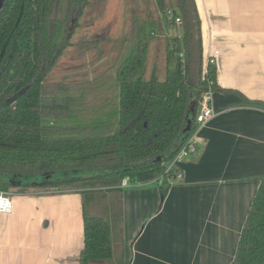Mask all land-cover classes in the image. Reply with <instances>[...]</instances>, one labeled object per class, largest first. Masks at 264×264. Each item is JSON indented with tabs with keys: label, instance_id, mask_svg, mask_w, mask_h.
Segmentation results:
<instances>
[{
	"label": "trees",
	"instance_id": "16d2710c",
	"mask_svg": "<svg viewBox=\"0 0 264 264\" xmlns=\"http://www.w3.org/2000/svg\"><path fill=\"white\" fill-rule=\"evenodd\" d=\"M156 2L179 34L165 40L163 80L156 68L144 79L153 33L135 17L132 38L124 42L112 68L86 82L47 83L89 1L0 0V190L31 188L28 180L13 174H43V185L81 191L83 199L82 190L116 187L142 170H152L168 182L166 165L195 129L202 94L218 87L215 65L203 69L195 1L176 0L175 11H168L171 20L164 1ZM84 169L92 174L67 176ZM83 229L79 264L109 260L108 222L84 210ZM230 264H264V182L255 193Z\"/></svg>",
	"mask_w": 264,
	"mask_h": 264
},
{
	"label": "crops",
	"instance_id": "0c3cea01",
	"mask_svg": "<svg viewBox=\"0 0 264 264\" xmlns=\"http://www.w3.org/2000/svg\"><path fill=\"white\" fill-rule=\"evenodd\" d=\"M194 1L203 69L208 54L218 52L215 117L198 132L197 154L179 164L180 180L164 183L160 174L142 170L125 188L88 190L100 192L89 195L88 207L108 222L112 247L109 260L89 264L234 259L264 182V105L258 104H264V0ZM10 192L12 211L0 214V264H79L87 209L81 191Z\"/></svg>",
	"mask_w": 264,
	"mask_h": 264
},
{
	"label": "rangeland",
	"instance_id": "374dc122",
	"mask_svg": "<svg viewBox=\"0 0 264 264\" xmlns=\"http://www.w3.org/2000/svg\"><path fill=\"white\" fill-rule=\"evenodd\" d=\"M88 1V6L84 9L70 40V46L64 50L50 70L45 82H86L112 68L121 54L124 42L132 38L135 17L146 22L153 33L148 42L147 71L144 79L148 80L153 68H156L158 79L163 80L166 75L165 40L179 34L175 25H168L166 14L161 12L156 0ZM163 1L166 12L175 11L176 0ZM67 73L71 80L64 77ZM43 93L50 94L47 91ZM91 174V170L84 169L70 171L67 176L75 179L88 177ZM11 177L21 181L25 180V182L28 180L32 189H46L47 187H50L49 191L58 189L53 188L57 187L55 185H43L46 177L43 174H13ZM96 188L104 190L102 189L104 187L97 186ZM88 190H93V188ZM88 190L83 192L86 194V211L92 216L90 206L88 207L91 200L89 195L100 192Z\"/></svg>",
	"mask_w": 264,
	"mask_h": 264
},
{
	"label": "built area",
	"instance_id": "2783aa9c",
	"mask_svg": "<svg viewBox=\"0 0 264 264\" xmlns=\"http://www.w3.org/2000/svg\"><path fill=\"white\" fill-rule=\"evenodd\" d=\"M171 13L168 12V19L171 20ZM179 23V19L175 20ZM218 52L213 50L208 54L206 59L205 68L209 65H215ZM205 72V70H204ZM203 72V73H204ZM212 90L204 92L200 101L197 104L195 129L187 138V140L179 148L175 156L167 163L164 175L167 177L168 182H176L182 178V172L178 168L179 164L194 157L198 152V132L215 117L212 107ZM173 172V174H172ZM129 184L128 178L121 181L119 188H125ZM13 193L10 191L0 190V214H10L12 205L10 197Z\"/></svg>",
	"mask_w": 264,
	"mask_h": 264
},
{
	"label": "water",
	"instance_id": "95a60500",
	"mask_svg": "<svg viewBox=\"0 0 264 264\" xmlns=\"http://www.w3.org/2000/svg\"><path fill=\"white\" fill-rule=\"evenodd\" d=\"M189 129V125L187 126V130Z\"/></svg>",
	"mask_w": 264,
	"mask_h": 264
}]
</instances>
